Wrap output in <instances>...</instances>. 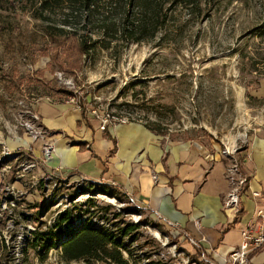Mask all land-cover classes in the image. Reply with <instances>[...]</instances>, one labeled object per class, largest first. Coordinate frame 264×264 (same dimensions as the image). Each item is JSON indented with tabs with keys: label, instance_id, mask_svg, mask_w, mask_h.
<instances>
[{
	"label": "rangeland",
	"instance_id": "rangeland-1",
	"mask_svg": "<svg viewBox=\"0 0 264 264\" xmlns=\"http://www.w3.org/2000/svg\"><path fill=\"white\" fill-rule=\"evenodd\" d=\"M166 6L167 22L153 38L126 46L113 41L110 49H98V44L85 56L76 40L67 38L70 33L58 31L60 27L72 32L60 25L59 13L50 24L57 30L52 32L61 35L53 38L29 3L1 0L0 135L33 140L27 126H37V121L30 117L29 102L73 97L79 99L81 111L96 120L101 112L124 116L161 134L196 140L228 165L233 158L241 167L250 138L264 132V0H190L189 5ZM91 25L78 29L77 36L89 42L99 38ZM12 177H0V188ZM32 185L23 191L18 210L0 208V264H117L99 251L98 256L70 259L64 248L38 254L30 243L19 244L18 227L44 230L56 210L48 211V205L37 213L51 189ZM60 185L58 198L71 192L73 206L88 199L85 209L93 211L84 213L77 206L82 213L104 215L114 228L138 226L125 238L131 252L121 253L129 263L202 264L194 245L187 247L186 240L150 217L131 196L118 190L90 196L77 192L73 183ZM19 211L31 217L12 219ZM35 216L42 219H32Z\"/></svg>",
	"mask_w": 264,
	"mask_h": 264
},
{
	"label": "crops",
	"instance_id": "crops-1",
	"mask_svg": "<svg viewBox=\"0 0 264 264\" xmlns=\"http://www.w3.org/2000/svg\"><path fill=\"white\" fill-rule=\"evenodd\" d=\"M31 102L46 140L53 145L42 169L60 167L72 179L82 175L131 196L150 217L186 240L187 247L195 246L198 260L205 257L223 264L241 242L240 226L257 221L256 210L264 208V132L250 138L240 160L248 182L240 199L241 212L233 218L223 207L229 165L216 151L139 122L100 130L98 120L70 99L45 97ZM42 141L0 135V146L31 149L35 155L41 154ZM253 191H259L261 199L253 198ZM168 223H177V229ZM248 264H264V247L250 254Z\"/></svg>",
	"mask_w": 264,
	"mask_h": 264
},
{
	"label": "built area",
	"instance_id": "built-area-1",
	"mask_svg": "<svg viewBox=\"0 0 264 264\" xmlns=\"http://www.w3.org/2000/svg\"><path fill=\"white\" fill-rule=\"evenodd\" d=\"M56 77L59 81H63V76L61 73H57ZM66 84V82H64ZM65 86V85H64ZM72 102H75L77 106L80 107L79 99L71 98ZM29 105L32 107L33 102H29ZM33 110V107H32ZM95 112V111H94ZM97 115V120L99 123V129L105 130L110 126H114L119 123H126L128 119L124 116H117L113 113L109 112H101ZM30 117L32 120L37 121V126L34 124L27 126L28 133L32 137L33 141L38 139H43L41 144V156L37 157L31 149L28 150H10L8 149L3 143L0 146V177L4 176L5 174H12L13 177L9 182L2 188L0 192V208L7 209L10 213H12L13 209L18 210V201L20 197L24 195V190L27 186H30L32 183V187L36 184V182L43 187L51 190H47V195H45L41 211L37 212L41 214V212L49 207V210L52 208H56L54 214L51 216L50 220L47 222L44 230H40V227L36 228L35 226H29L26 228H22L18 230L16 237L18 239L19 244L24 243H32L34 237L38 234H43V236L47 234H53L59 228L62 231L58 239L56 240V244L54 247H47L44 244H39L36 247H33L38 254L42 253L45 250H52V249H61L60 244L64 241L68 234L82 228L84 225L104 228L109 231L114 230L115 225L111 227V223H109L108 219L104 217V215H86L84 213L93 211L85 212V207H87V198L78 202L74 206L71 203H74L76 199L70 200L73 194L71 192H67L64 198H58L59 194L57 191L59 190V186L61 183L67 182V184L73 183L74 186L77 187V192L79 191L82 193L83 191L80 190L82 186H86L88 181L93 182L94 184H101V181H92L88 180L86 177L82 175H78L75 178H71L72 174H63L60 167H53L48 170H44V163L45 160L48 159L53 150V145L51 142L46 140V132L38 123V116L33 110L30 113ZM227 157L229 156L230 150H226L224 152ZM25 155V157H22ZM15 158V159H14ZM20 158H23L20 163L17 162ZM232 158V157H231ZM13 159V161H12ZM42 170L41 175H38L37 171ZM225 176L229 184V189L224 195L223 198V207L230 210L232 212V217H238L239 213L241 212V195L244 189L247 186L248 176L242 171L240 165L233 160L229 166H227L225 170ZM37 179V180H36ZM36 180V182H33ZM85 192V191H84ZM76 193V192H75ZM87 194H91L87 192ZM27 195V194H26ZM25 195V197H26ZM29 196V195H28ZM27 196V197H28ZM89 196V197H90ZM27 201H30L28 198ZM252 197L255 199H261V193L259 191H253ZM64 200V201H63ZM50 203L52 205L50 206ZM19 205L22 206V203L19 202ZM82 206L84 208V213H82L79 207ZM79 212V213H78ZM67 213L69 215V219L64 221L62 224H57L58 217L60 215H64ZM20 211L17 214H12V219H22L24 217H31V215H25ZM47 214V212H46ZM257 221L255 222H248L242 224L240 226V234H241V242L238 247L233 248L229 253L226 259L223 260V264H248L250 254L253 251L261 249L264 247V208H259L256 210ZM32 219H42L41 216L38 218L32 217ZM35 224V223H34ZM172 228L177 229V223H168ZM39 229V230H37ZM25 240V242H23ZM43 242V241H41ZM126 250H122V253H126ZM205 264H214L210 260L203 257L200 259ZM188 261V259H187ZM187 264H198L195 261L187 262ZM200 264V263H199Z\"/></svg>",
	"mask_w": 264,
	"mask_h": 264
},
{
	"label": "trees",
	"instance_id": "trees-1",
	"mask_svg": "<svg viewBox=\"0 0 264 264\" xmlns=\"http://www.w3.org/2000/svg\"><path fill=\"white\" fill-rule=\"evenodd\" d=\"M21 1L32 6V13L35 18L47 23L46 31L49 37L56 38L61 35L53 33L57 30L52 28L50 24L52 17H56L59 13L61 16L60 25L71 28L72 32L60 27L57 28L58 31L63 32L64 35L70 33L71 36L67 38L75 39L79 53L85 56H90V53H94L96 47L99 46L98 44H100L98 49H110L113 41H115L116 46L119 42L123 43L121 45L126 46L128 43H138L151 39L167 22V4L169 6L190 4V0ZM89 23H92L91 27L99 35V38L91 42L84 36H77L78 31L86 29ZM89 32H93V30H89ZM80 190L90 193L104 191V193L114 192L112 195L116 194L115 189L108 184H94L91 181H88L87 185L82 186ZM87 211L85 210V212ZM68 219L69 215L67 213L60 215L57 224H62ZM137 227L136 224L128 223L124 227L109 231L104 228L84 225L82 228L68 234L67 238L61 242L60 248H64L63 251L68 254L70 259L92 254L98 256L97 252L99 251L103 257L109 258L117 264H136V262L129 263L123 259L121 250H126L128 253L131 252L125 238L128 239L130 232ZM61 233L62 231L59 228L53 234L45 236L38 234V236L34 237L31 246L36 247L39 244H44L48 248L54 247L56 244L54 238L58 239ZM200 262L205 264L202 261Z\"/></svg>",
	"mask_w": 264,
	"mask_h": 264
},
{
	"label": "bare ground",
	"instance_id": "bare-ground-1",
	"mask_svg": "<svg viewBox=\"0 0 264 264\" xmlns=\"http://www.w3.org/2000/svg\"><path fill=\"white\" fill-rule=\"evenodd\" d=\"M102 197H103V196H102ZM104 197H105V196H104ZM154 234H155V235L157 236V238H158V236H159V235H158V232L155 231Z\"/></svg>",
	"mask_w": 264,
	"mask_h": 264
}]
</instances>
